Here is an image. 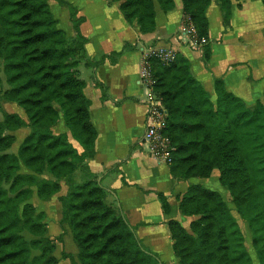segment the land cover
I'll return each mask as SVG.
<instances>
[{
  "label": "trees",
  "instance_id": "1",
  "mask_svg": "<svg viewBox=\"0 0 264 264\" xmlns=\"http://www.w3.org/2000/svg\"><path fill=\"white\" fill-rule=\"evenodd\" d=\"M155 1L164 9L172 2L124 0L119 9L127 22L136 19L140 30L149 32L154 28ZM181 1L183 14L190 16L197 34L205 36L209 0ZM219 4L226 22L230 2L219 0ZM70 18L77 30L81 20L75 18L73 8ZM56 22L48 0H0V60L10 85L0 95V105L15 103L27 118L25 121L16 113L3 112L0 152L14 142L11 131L23 125L29 128L15 155L0 154V264H54L51 257H45L48 250L54 249L50 241L41 246L38 257L29 260L31 245L40 246L41 239L27 242L21 231L27 229L40 237L43 227L35 221L40 214L34 215L31 204H24L19 215V203L30 194L29 186H36L39 195L49 196L59 189L58 180L69 177L77 167L83 172V181H69L67 193L59 200L63 211L72 213L80 264H161L154 253L141 245L126 220L105 204L104 189L87 168L85 161L93 154L96 131L90 121L89 99L83 93L84 81L72 70L78 60L85 61V38L80 34L68 37ZM208 57L205 44L203 58ZM150 61L156 79L154 90L168 113L164 132L174 146L172 172L180 178L208 177L217 169L218 180L229 191L237 213L251 224L257 259L264 264V199L254 182L260 163L250 157L253 149L243 150L238 133L245 125L251 130L249 136L257 137L253 128L264 113V101H258L252 109L246 108L225 90L220 80H215L214 106L200 83L191 77L185 58L176 57L169 64ZM53 101L60 103L65 125L83 148L78 163L67 135L51 131L59 118ZM206 110L219 114L221 123L225 121L222 134L215 135L210 129ZM20 165L32 174L20 173ZM44 171L56 180L37 179L35 175ZM8 181L10 187L3 188L2 183ZM159 199L168 213L166 199L162 195ZM178 207L182 215L194 216L187 229L177 220L167 222L178 264H251L244 249L231 246L227 239L226 230L233 217L217 191L190 184ZM81 213L84 216L78 220ZM63 215L61 221L67 222Z\"/></svg>",
  "mask_w": 264,
  "mask_h": 264
},
{
  "label": "crops",
  "instance_id": "2",
  "mask_svg": "<svg viewBox=\"0 0 264 264\" xmlns=\"http://www.w3.org/2000/svg\"><path fill=\"white\" fill-rule=\"evenodd\" d=\"M171 1L166 9L154 2V28L149 32H142L136 21L127 22L119 3L111 0H49V7L68 37L80 34L85 38V61L79 73L96 131L93 154L85 162L104 189L105 204L126 220L141 245L157 253L160 260L169 258V264H178L167 222L177 220L187 229L194 219L182 215L178 207L188 186L201 184L217 191L223 200L231 196H224L222 188H227L219 182L217 169L208 177L180 178L172 172V165L150 155L143 141L148 92L139 83L143 52L171 50L177 58H185L191 77L214 106V82L220 80L227 92L252 109L264 101V6L261 0H229L230 16L225 22L219 0H209L203 44L208 45L209 57L205 60L203 45H191L181 35L182 1ZM71 8L81 20L77 30L71 22ZM14 105L5 102L1 108L26 120ZM23 129L29 132L27 126ZM52 129L65 132L60 123ZM72 144L78 153L82 151L78 141ZM159 195L166 199L168 213Z\"/></svg>",
  "mask_w": 264,
  "mask_h": 264
},
{
  "label": "rangeland",
  "instance_id": "3",
  "mask_svg": "<svg viewBox=\"0 0 264 264\" xmlns=\"http://www.w3.org/2000/svg\"><path fill=\"white\" fill-rule=\"evenodd\" d=\"M122 1L124 0H118V1H113V2H118L120 5ZM48 5H49V0H48ZM133 21H136V19ZM81 63H83V61L78 60L75 67L72 70L74 71L75 75L79 79L83 80L79 73V65H81ZM9 88H10V85L7 83L6 76L4 72L2 71V63L0 60V95ZM52 104L59 112L58 121L53 127L59 125L60 123L61 125H63V127H65V132H57L56 130L57 128H56L55 131L57 133H55L52 129L53 127L51 128V131L52 133L57 134V135L65 133L67 135L68 142H70L71 145L73 146L72 140H76V141L78 140L73 136L71 130L64 123V118L62 115L60 103L57 101H53ZM14 106L17 109H19L21 113H23L24 117H26L25 113L19 106L17 105H14ZM3 112L4 110L1 108V105H0V122L3 119ZM260 116L262 117L259 119V123L256 124L253 128V130L255 129L254 133L257 136L256 138L253 139V136H249V131L251 130L248 129L245 125L241 126V128L238 130V133L240 134L243 150L247 151V149H253L254 151L251 153L250 157L253 158L255 163L257 162L260 163L259 168L256 170L257 177L254 179V182L257 185L256 191L264 199V113L260 114ZM206 120L210 126V129H212L215 135L222 134L226 123L225 121L221 123L219 114L217 115L212 110H206ZM25 121H27V118ZM23 128H25V125L10 132L14 135V142L4 152H0V154L7 153V154L15 155L17 153V150L20 144L22 143L26 135L29 133V132H26L25 129ZM5 133L7 134L8 131L6 130ZM74 150L76 151L75 148ZM75 153L76 154L74 156V159L78 163V160L80 157L79 153L81 152L78 153L76 151ZM19 172L24 173V174H32L31 171L27 169L26 167H24L23 165H20ZM82 175H83V172L81 171L79 167H77L76 171L71 173L69 177H65V179L63 180H60V179L58 180L59 189L53 192L52 194H50L49 196L39 195L37 193L36 186H33V187L29 186L31 188V192L28 195V197L24 199L23 202L19 203L18 214L19 215L22 214V207L24 204H31L34 207V215L40 214V216L36 218L35 221L38 222L43 227V234L40 237L33 235L27 229L21 231V235L25 238L27 242H30L33 239H39V238L41 239L40 246L31 245L30 257H29L30 261L38 257L41 253V246L45 244L46 241H50L54 245V249L48 250L45 254V257H51L54 261V264H80V261L78 258L79 249H78L77 243L73 236V234L75 233V228L73 227L71 223L72 213L63 211V207L59 199L61 196L67 193L69 181L81 183L83 181ZM35 176L37 179H44L43 181L45 180L55 181L56 180L55 176L54 175L52 176L48 171H44L43 174H39ZM2 187L5 189H8L10 187V181L3 182ZM222 189L224 192V196L227 195V197H229L228 190L225 189L224 187ZM60 191H62L63 193L62 195H58ZM9 195L12 196L13 194L9 193ZM224 201L229 208L230 214L233 217V223L230 224L226 230L227 239L229 240L230 244H232L231 246H237V247L241 246L244 249V251L246 252V254L248 255L251 261V264H259V261L256 255V250L253 246V241H252V238L254 236L253 229L251 227L249 220L242 218L237 213L235 205L233 204L231 197L230 199H226ZM63 214L67 217V220H68L67 222L61 221ZM83 216H84V213H81L80 216L78 217V220H81ZM154 254L157 256L161 264H165V263L169 264L168 263L169 258L168 259L165 258L164 261L166 262H164L160 260V257L157 253H154ZM168 257H170L169 254H168ZM151 264H158V263L152 261Z\"/></svg>",
  "mask_w": 264,
  "mask_h": 264
},
{
  "label": "built area",
  "instance_id": "4",
  "mask_svg": "<svg viewBox=\"0 0 264 264\" xmlns=\"http://www.w3.org/2000/svg\"><path fill=\"white\" fill-rule=\"evenodd\" d=\"M181 35L187 37L190 44L194 46L206 43V37L197 34L189 15H185L183 18ZM150 59H157L164 64H169L176 59V54L171 50H145L143 52L139 76V83L148 92L143 141L154 159L165 164H170L172 162L174 146L164 132L168 113L165 105L154 90L156 79L153 76Z\"/></svg>",
  "mask_w": 264,
  "mask_h": 264
}]
</instances>
